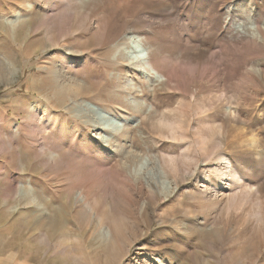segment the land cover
<instances>
[{
  "label": "rangeland",
  "instance_id": "374dc122",
  "mask_svg": "<svg viewBox=\"0 0 264 264\" xmlns=\"http://www.w3.org/2000/svg\"><path fill=\"white\" fill-rule=\"evenodd\" d=\"M137 35L155 65L191 71L178 67L172 79L127 73L133 58L120 48ZM71 52L83 56L76 73L61 63ZM12 62L15 75L0 78V264H264V0H0V68ZM57 70L82 86V96L55 92ZM44 105L61 112V125L48 127ZM202 107L209 160L190 147ZM97 113L111 119L109 129L93 123ZM163 118L181 122L188 139L173 140ZM77 123L113 171L122 154L139 155L128 183L114 180L118 189L107 191L120 197L130 226L119 257L106 241L109 228L98 230L85 185L73 184L86 163L66 171L75 158L60 147ZM126 128L105 150V140ZM163 152L186 163L177 182L162 171ZM218 154L243 180L225 186L218 204L189 213L202 169L219 186ZM54 210L60 222L43 221Z\"/></svg>",
  "mask_w": 264,
  "mask_h": 264
},
{
  "label": "bare ground",
  "instance_id": "6f19581e",
  "mask_svg": "<svg viewBox=\"0 0 264 264\" xmlns=\"http://www.w3.org/2000/svg\"><path fill=\"white\" fill-rule=\"evenodd\" d=\"M15 19H17V18H15ZM104 34H106V33H104V31H100V35H101L100 37L104 38ZM145 42H147V39L145 37H142L140 35H137L136 37L130 36L129 42H128L129 45H124L123 47L120 48V50H122V48L127 49L128 54L133 58V64L127 69V73H131L133 75H136L138 73H145V72L151 73L153 71L157 76H162V77L164 76V77H170L171 78V77H173V75L176 74L175 72L178 69V67L182 66V69H184L186 71H191L192 67L189 65H178V66H176L173 63H169V65H165L164 67L163 66L160 67V66L155 65L153 63V61L151 60V51H150L151 47H150V45L147 46V48L143 47V45H145ZM39 46H42V45H39ZM82 57L83 56H81V55H78V57H75L74 53L71 52V53L65 54L64 56H62V59L61 58L60 59H61V63H63L67 68H69V70H72L73 72L76 73V72H78V69H80V67H81L80 59ZM16 69H17V67L15 64H13V62L2 66L0 68V78L2 80H6L9 77H13L15 75ZM61 71L63 72V70H61ZM137 71H139V72L137 73ZM178 72H179L178 73V75H179L180 71H178ZM56 75H57L56 82L53 83L55 86V89H56L55 92H57L60 95L68 94L72 98H75V96H77V97L82 96V94H83L82 86L75 85V83H73L74 80H73V82L70 80H65L66 78L64 79V77H66V76L60 77V75H61L60 71H58L56 73ZM73 76L74 75L71 76L72 77L71 79H73ZM135 80H136L135 78H132L133 82ZM75 82H77V81H75ZM135 83H137V82L135 81L133 84L135 85ZM132 96L136 98L135 94H133ZM141 99L140 100L143 102H140V103L146 104V100H145L146 98L145 99L141 98ZM90 103L93 104V102H91V101H90ZM35 108H37V104L35 105ZM43 111L47 112L45 122L48 124V127L54 128V127H57L58 124H60V125L62 124L61 121L63 118L61 117L62 114L60 111L51 110L49 105L48 106L44 105ZM31 112H33V110L30 108V115H31ZM198 112L202 115H200L201 119H199V121H200L199 126L195 132L194 141H193L194 143H190V147L196 146V148L199 149V151L202 153L204 158L209 160L211 158V156L213 155V152L208 147L209 142H210V138L208 137V135L205 131L207 129V125L204 121L205 120L204 119L205 118L204 113H206V110L202 107L201 109H199ZM97 114H99L100 117L98 115H96L97 117L94 115L96 117V119L95 118L93 119V123L97 127L101 126L105 130L109 129L111 126V119H109V118L104 119V117L101 116L100 113H97ZM43 120H44V118H43ZM64 120H65V118L63 119V121ZM50 125H52V126H50ZM161 125H163L166 128L167 132L173 138V140H187L188 139V134H189L188 130L185 127H183L181 122H178L176 120L170 121L168 119L166 120L163 118V119H161ZM191 126H192V124H191ZM212 126L214 128L216 126V122ZM79 127H80L79 123H77L72 127V129H70L69 131L66 132V135H64L65 140L62 142L63 144L60 147V149L64 150V153L68 157L72 156L75 158V159H73V161L71 162L70 165H66L67 166L66 171L73 174L76 172L77 168L81 164H83L84 162L86 163V166H87L86 171L82 175L75 176V178L73 179V184L85 185L86 193L91 199L89 206L90 207L94 206V208H96L97 212L100 213L99 214V221H98V230H102L106 226L109 228V236L106 238L107 239L106 241L111 245V251L113 253V256L119 257V254L121 252H123V245H125V243H127L129 240L126 233L129 230L130 226L124 221V217H125L124 210L123 209L121 210L119 208V206H121L120 205V197L115 196V194L114 195L111 193L108 194L107 191L112 192L115 190V188L118 189L117 186L121 187L123 185L122 183L123 182L125 183L126 180L128 183V177H132V175H133L132 166L136 163L135 159H137L139 157V155L136 154L135 151H133V150L132 151L130 150L129 153L127 152V154H122V155L120 154L121 158L119 161L116 162V169H115L116 173H115V171H113L111 169L110 164L106 159H100L99 161L97 160L98 157L96 155L99 153L101 154L102 152H99L98 149H91L90 148L88 142L86 141V138L82 137L81 130ZM117 128H118V126L115 129H117ZM127 132H129V131L126 128L125 130L122 129V130L118 131L113 136L111 135L112 137H109L108 140H105V150H107L109 146H111L112 144L117 142L119 140L120 136H125ZM189 139H190V136H189ZM58 154L60 156V153H58ZM197 156H196V154L192 155L191 157L188 156L189 157L188 160H190L189 162L195 163V165H196L195 170L192 171L193 174H194V172H197V170L199 169V159ZM217 157H218V160L220 161V163L215 168L214 174L218 178L219 186L217 185L218 187H216L215 186L216 183H215V185L213 184V179H212V176L210 175L208 168L202 169L199 172L196 186L190 195L192 205H191V207L187 208L189 213L193 212L192 207L197 209V211L198 210L202 211L205 208H209L211 204L212 205L218 204L220 200L225 199L228 196L226 193V189H227L226 187H231L232 185H234L233 183H235V184L240 183L243 180L240 172L234 167L233 162L231 161L230 157L227 156V154H218ZM159 159H160L159 162L161 164V168H162V171L164 172V174L166 176H171L177 182V180L179 179L178 177H180L179 176L180 172L183 169H185L184 165L186 163L185 162H182L183 164L180 163L178 160V157L175 154H171V153L167 154V153L163 152V153H161ZM182 172H184V171H182ZM192 172H191V174H192ZM123 173L126 176L120 177V175ZM148 173H152L151 170H149ZM184 173H186V172H184ZM138 178H140V177H138ZM114 180L120 181L119 185L116 186V184L114 183ZM156 189H157L156 186L154 184H152L151 192L159 199V194L157 191L158 189L157 190ZM116 192H117V190H116ZM129 200H130V197H129ZM182 202H184V201H182ZM235 204L236 203H234V201L228 203L226 210L229 212L230 210L235 209L236 208ZM257 210H259V209H257ZM257 210H255V211H257ZM58 212H59V210L55 211L52 215L45 217V219L43 221H48L49 223H51V225H55V224L59 223L62 215L60 214L61 215L60 216ZM258 213H254V216L257 217ZM41 218H43V217L40 215L38 220ZM187 219H188V217H187ZM188 220H190V219H188ZM256 220H257V222L260 221V219H258V218H256ZM262 220H263V218H262ZM196 224H198V223H196ZM189 227L190 226L187 225V228H189ZM161 248H163L164 252H167L168 248L171 249L170 246H165V245L161 246Z\"/></svg>",
  "mask_w": 264,
  "mask_h": 264
}]
</instances>
